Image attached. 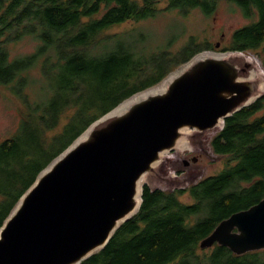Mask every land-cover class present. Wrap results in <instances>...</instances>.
Listing matches in <instances>:
<instances>
[{
    "label": "trees",
    "instance_id": "trees-1",
    "mask_svg": "<svg viewBox=\"0 0 264 264\" xmlns=\"http://www.w3.org/2000/svg\"><path fill=\"white\" fill-rule=\"evenodd\" d=\"M162 1L0 0V84L20 103L21 116L14 134L0 140V228L40 172L121 102L201 51L245 52L264 44V0H233L257 18L234 30L223 49L191 36L186 55L162 67L169 48L147 58L144 32L110 29L172 8L211 15L218 0H167L160 8ZM26 36L39 42L36 51L12 57L13 44ZM36 69L45 95L32 99L27 87ZM211 147L228 156L220 173L175 190L144 184L139 211L81 264H264V249L235 254L218 243L200 246L222 220L264 198V96L228 117Z\"/></svg>",
    "mask_w": 264,
    "mask_h": 264
},
{
    "label": "water",
    "instance_id": "water-1",
    "mask_svg": "<svg viewBox=\"0 0 264 264\" xmlns=\"http://www.w3.org/2000/svg\"><path fill=\"white\" fill-rule=\"evenodd\" d=\"M245 53L201 51L157 84L176 72L162 91L126 106L131 96L94 121L40 172L5 219L0 264H81L139 211L144 184L165 189L143 183L146 175L172 187L165 190L203 178L164 171L162 163L167 152L218 133L228 117L264 96V74ZM215 243L235 254L264 249V198L222 220L200 246Z\"/></svg>",
    "mask_w": 264,
    "mask_h": 264
},
{
    "label": "rangeland",
    "instance_id": "rangeland-1",
    "mask_svg": "<svg viewBox=\"0 0 264 264\" xmlns=\"http://www.w3.org/2000/svg\"><path fill=\"white\" fill-rule=\"evenodd\" d=\"M166 4L167 0H163L159 7L163 8ZM256 18V16H246L241 7L233 0H218L215 11L211 15L205 14L200 8L185 14L172 8L163 10L156 16L145 20L127 21L111 28L110 32L117 33L136 29L131 34L133 36L144 32L147 35L146 45L149 49L144 54L147 58L154 52L160 55L166 48H169L171 56L166 59L162 66L164 67L173 63V58L181 59L186 55L187 52L184 49L189 47L191 36L196 37V44L201 41H209L215 48L223 49L229 44L234 30L253 22ZM38 45L39 42L32 36H26L13 44L12 57L31 54L36 51ZM217 45L219 46L217 47ZM245 52V54L254 57L256 61L253 63L260 65L264 70V44L259 49ZM160 69L161 67L158 71ZM33 75L35 81L27 87V91L32 99H38L45 95L41 94L42 82L38 77L41 75L40 70L36 69ZM19 110L20 103L12 95L9 87L0 84V140L11 137L17 130L21 119ZM215 134L217 131L200 139H192L190 145L185 149L180 148L177 151L167 152L162 163L163 170L170 169L173 174L178 176L192 172H201L203 173L202 177L220 173L226 167L228 156L217 154L212 150L211 140ZM194 158H196L195 161ZM185 160L189 161L188 165L185 164ZM143 181V183L150 182L153 187L172 188L150 175H146ZM183 200L192 201L188 195L183 196ZM212 247L207 249L211 250Z\"/></svg>",
    "mask_w": 264,
    "mask_h": 264
},
{
    "label": "bare ground",
    "instance_id": "bare-ground-1",
    "mask_svg": "<svg viewBox=\"0 0 264 264\" xmlns=\"http://www.w3.org/2000/svg\"><path fill=\"white\" fill-rule=\"evenodd\" d=\"M219 55H221V54H219ZM240 55H244V54H240ZM250 59L252 60V62L256 61V59L254 57H252V56H250ZM256 65L259 68H261L260 65H258V64H256ZM181 70L182 69H180L179 71H181ZM260 72L264 74V70H262V68H261ZM175 74H176V72L172 73L164 82H162L161 84L155 86L154 88L150 89L149 91H147V92L144 91V92H141L139 94H136V95L132 96L131 98H129L126 101V106L130 105V103L135 102V101H137L140 98L145 97L147 95V93L162 91L166 87V84L174 77Z\"/></svg>",
    "mask_w": 264,
    "mask_h": 264
}]
</instances>
